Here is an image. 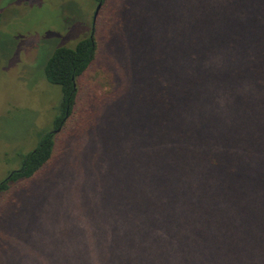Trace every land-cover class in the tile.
<instances>
[{
  "label": "trees",
  "instance_id": "16d2710c",
  "mask_svg": "<svg viewBox=\"0 0 264 264\" xmlns=\"http://www.w3.org/2000/svg\"><path fill=\"white\" fill-rule=\"evenodd\" d=\"M109 11L46 65L62 92L55 127L81 150L67 146L42 176L60 149L48 133L1 185L0 264L18 257L35 216L25 211L45 195L31 248L44 235L51 247L46 259L24 248L35 264H264V0ZM100 31L128 52L112 70H95ZM53 212L62 216L40 232Z\"/></svg>",
  "mask_w": 264,
  "mask_h": 264
},
{
  "label": "rangeland",
  "instance_id": "374dc122",
  "mask_svg": "<svg viewBox=\"0 0 264 264\" xmlns=\"http://www.w3.org/2000/svg\"><path fill=\"white\" fill-rule=\"evenodd\" d=\"M136 1L107 0L100 12L107 20L113 14L109 9L130 8ZM97 6L93 0H0V184L11 172L20 168L23 158L35 149L46 134L57 130L55 120L61 113L62 92L59 86L48 82L45 68L58 48H73L91 35ZM99 35L103 47L95 70H112L113 66L124 61L125 53L128 52L120 53L112 48L108 31H100ZM134 48H137L136 44ZM60 133L61 130L54 134L57 136ZM67 135L65 130L58 136L59 152L42 176L53 175L59 170L58 167L67 159L64 152L67 146L71 149L74 145L76 152L81 150V143L77 145L75 141L77 138L72 139ZM87 141L88 138H84V144ZM69 160L76 162L75 157ZM65 172V167L61 166L59 177L66 178ZM3 192L6 191L1 189L0 197ZM46 197L43 196V203L37 209L33 210L29 206L25 211L35 215L29 219L26 227L32 226L36 215L45 213ZM62 208L66 209L61 204L54 206L55 210ZM5 209H0V214H4ZM44 215L48 217V222L40 225L42 233L49 229L50 218L62 216L54 212ZM29 228L23 232L26 241L15 247L18 257L12 264H35L33 259L23 257L24 248L29 253L33 248L39 249L44 259L48 257V245L51 247L49 235L46 238L43 236L41 246L37 244L38 247L31 248L35 242L31 239L33 232Z\"/></svg>",
  "mask_w": 264,
  "mask_h": 264
},
{
  "label": "water",
  "instance_id": "95a60500",
  "mask_svg": "<svg viewBox=\"0 0 264 264\" xmlns=\"http://www.w3.org/2000/svg\"><path fill=\"white\" fill-rule=\"evenodd\" d=\"M102 5H103V3L102 2H100L99 4H98V6H97V8H96V11H95V14H94V20H93V30H92V35H93V33H94V26H95V23H96V21H97V17H98V14H99V12H100V10H101V8H102ZM60 131V129L59 130H57L56 132H54V133H57V132H59ZM15 172V171H14ZM14 172L6 179V181H8L10 178H11V176L14 174ZM0 190H1V187H0Z\"/></svg>",
  "mask_w": 264,
  "mask_h": 264
},
{
  "label": "flooded vegetation",
  "instance_id": "af4514ba",
  "mask_svg": "<svg viewBox=\"0 0 264 264\" xmlns=\"http://www.w3.org/2000/svg\"><path fill=\"white\" fill-rule=\"evenodd\" d=\"M54 132H56V131H53V133H54ZM10 175H11V174H10ZM10 175H9V176H10ZM4 182H6V180L3 181V182H1L0 187H1V185H3Z\"/></svg>",
  "mask_w": 264,
  "mask_h": 264
}]
</instances>
